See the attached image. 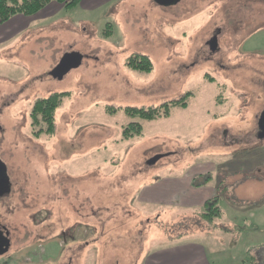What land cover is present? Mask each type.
Here are the masks:
<instances>
[{"label": "rangeland", "instance_id": "374dc122", "mask_svg": "<svg viewBox=\"0 0 264 264\" xmlns=\"http://www.w3.org/2000/svg\"><path fill=\"white\" fill-rule=\"evenodd\" d=\"M136 54L151 73L128 61ZM73 55L81 65L61 77ZM58 93L68 97L54 134L35 137L34 103ZM186 96L153 121L124 112ZM263 105L264 0H79L0 23V159L12 187L0 197L12 240L0 264H147L180 243L214 264H264ZM133 122L142 134L128 138ZM188 181L216 191L207 202L220 198L221 218L206 222L207 202L184 204Z\"/></svg>", "mask_w": 264, "mask_h": 264}, {"label": "trees", "instance_id": "16d2710c", "mask_svg": "<svg viewBox=\"0 0 264 264\" xmlns=\"http://www.w3.org/2000/svg\"><path fill=\"white\" fill-rule=\"evenodd\" d=\"M52 3H57L64 8H73L79 0L67 1V0H0V23H6L16 15H23L27 17L35 16L41 11L46 9ZM111 32L105 31L104 36L109 37ZM140 62L139 66L141 71L145 73H151L153 71V63L147 56H137ZM133 61L131 60V63ZM143 68V69H142ZM68 97V94L58 93L53 94L48 98H42L36 100L33 109L30 114L31 130L35 137H41L42 135H52L56 130V113L62 106L63 102ZM188 97H183L181 100L166 102L159 107L151 108H125L124 112L131 118H138L140 121H153L156 119L168 117L172 107L187 106ZM142 124L140 122H133L127 126L124 131V135L128 138L138 137L142 134ZM197 181V179H194ZM210 181L208 177L206 183ZM205 184V182H204ZM201 185H194L200 187ZM220 199V198H219ZM218 197L207 202L203 207L202 217L206 222L212 223L215 219L221 218L222 212L218 205Z\"/></svg>", "mask_w": 264, "mask_h": 264}, {"label": "crops", "instance_id": "0c3cea01", "mask_svg": "<svg viewBox=\"0 0 264 264\" xmlns=\"http://www.w3.org/2000/svg\"><path fill=\"white\" fill-rule=\"evenodd\" d=\"M199 175H204L203 171ZM199 175H196L195 177ZM191 183L192 182L190 181L185 182V188H183V193L185 194L184 204L189 207H194V204H198L200 205V207H202L208 200H210L212 196H215L214 194H216V191L211 190V188L209 189V187L208 189H205L204 187H207L205 186V184L200 187H196L192 186L193 184ZM187 187H189V189ZM174 250L177 251L175 252ZM167 251V255H163L164 257L166 256L167 259H159V257L163 253L160 252L154 254L158 257L156 260L153 259L147 264H214L213 262H211L209 254L206 252L205 248L199 244L192 245L180 243L178 247L168 249Z\"/></svg>", "mask_w": 264, "mask_h": 264}, {"label": "flooded vegetation", "instance_id": "af4514ba", "mask_svg": "<svg viewBox=\"0 0 264 264\" xmlns=\"http://www.w3.org/2000/svg\"><path fill=\"white\" fill-rule=\"evenodd\" d=\"M159 1L160 3H163L164 5H167L170 3H179L181 0H159ZM221 35H222V30L220 29L217 31L215 36H213L211 42L209 43L210 53L212 54H217L218 52L220 53L219 39ZM215 39H217V42H218L217 47L212 48L211 45L215 41ZM137 56H139V54L132 55L128 59V61L132 60L136 64H139V60L137 59ZM256 132L258 135L264 134V107L262 108V110H260L258 117H257ZM11 192H12V187H11L10 178L7 174V170L4 166V163L0 159V197H5L6 195L11 194ZM11 248H12V240L10 238V231L7 226L2 225L0 223V256L11 252Z\"/></svg>", "mask_w": 264, "mask_h": 264}, {"label": "water", "instance_id": "95a60500", "mask_svg": "<svg viewBox=\"0 0 264 264\" xmlns=\"http://www.w3.org/2000/svg\"><path fill=\"white\" fill-rule=\"evenodd\" d=\"M217 43H218L217 42V39H215V41L211 45L212 48H216L217 47ZM82 60H83V58L80 55L67 56L64 59L62 65L60 67V69L63 70V72H62V74H60V76L62 77V75L65 72H67V71H69L71 69L78 68L81 65V63H82ZM259 136H260L261 139L264 138V134L259 135ZM162 157L163 156H156V157H154L153 159L150 160V164L157 163Z\"/></svg>", "mask_w": 264, "mask_h": 264}]
</instances>
